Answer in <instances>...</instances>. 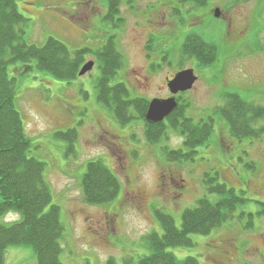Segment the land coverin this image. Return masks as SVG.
<instances>
[{"label":"rangeland","instance_id":"obj_1","mask_svg":"<svg viewBox=\"0 0 264 264\" xmlns=\"http://www.w3.org/2000/svg\"><path fill=\"white\" fill-rule=\"evenodd\" d=\"M15 1L25 18L20 28L29 44L40 46L55 37L71 50H96L115 36L125 63L111 84L126 83L132 96L149 100L172 96L165 87L166 75L194 68L197 82L179 94L190 101L186 115L195 121L213 119V136L197 148L195 161L170 162L164 149L184 148L183 139L169 131L167 140L153 145L146 140L141 122L119 124L97 100L98 63L71 81L40 71L34 63L26 64L32 65L29 68L22 62L11 64L16 107L33 140L30 155L46 163L52 204L61 208V260L66 264H110L113 259V264H121L125 257L138 260L150 254L144 237L153 231L162 233L155 212L170 214L180 227L185 209L205 195L215 199L207 193L203 177L218 171L221 182L247 199L239 207L238 217L208 235H191L192 247L169 250L180 259L193 256L201 264H264V218L257 215L259 202L264 201V136L232 137L225 119L215 111L224 104L227 92L264 106V0H209L195 19L185 23L177 22L173 4L153 9L150 6L162 0L126 1L119 16L122 26L117 19L115 24L105 19V0ZM229 3L234 4L225 9ZM216 8L224 12V21L214 18ZM188 24L193 30L204 26L207 40L218 45V60L200 66L195 60H179L171 52L168 64L150 74L145 57L149 31L155 30L156 61L162 63L161 56L171 51L165 45L171 47L175 42L180 48ZM169 28L180 33V38L175 40ZM91 59L87 57V61ZM145 75L150 76L148 81ZM261 121L259 125L264 119ZM69 128H77L78 136L75 150L68 153V141L55 133ZM91 159L103 160L121 181V191L110 203L91 205L84 200L82 176ZM242 211L255 214L253 228H248V217L239 218ZM20 217L10 213L0 222L11 223ZM4 264H37L33 246H10Z\"/></svg>","mask_w":264,"mask_h":264},{"label":"trees","instance_id":"obj_2","mask_svg":"<svg viewBox=\"0 0 264 264\" xmlns=\"http://www.w3.org/2000/svg\"><path fill=\"white\" fill-rule=\"evenodd\" d=\"M131 0H105V19L115 24L122 23L121 5ZM180 5H192L199 11L209 0H178ZM234 3H229V9ZM175 15L181 13L174 9ZM213 13V12H212ZM25 21L15 0H0V219L10 213L20 214V219L11 223L0 222V264H4L7 249L13 245H32L37 256V264H66L61 260V239L64 226L61 222V208L52 204L51 187L46 179L45 162L30 155L33 140L27 134L22 115L16 107V77L9 73V66L22 62L29 68L34 63L36 69L46 71L57 79L71 81L77 79L87 57L92 56L98 63L101 76L97 83V100L107 107L117 122L127 125L137 120L144 126L146 140L157 144L168 139L173 131L183 139L184 148L166 147L164 155L170 162L195 161L197 148L206 145L214 133L213 119L195 121L186 115L190 101L178 96V107L163 122L150 123L146 120L150 100L132 96L126 83H112L118 71L124 66V56L118 48L115 36L96 50L79 48L71 50L66 43L49 37L43 45L29 44L23 38L20 28ZM186 21L182 20V23ZM207 33H191L182 45L181 57H195L200 66L214 64L218 58V45L206 38ZM154 50V47H153ZM156 51V50H154ZM182 60V59H180ZM153 69L161 68L153 65ZM185 93V92H184ZM224 104L215 110L226 121L232 137L261 139L264 136V106L250 102L239 93L223 94ZM262 122V121H261ZM55 136L67 140L68 153L76 147L77 128L58 131ZM207 193L194 207L182 214L180 227L170 214L156 211L162 233L153 231L144 238L151 253L136 260L125 257L121 264H201L193 256L178 258L170 248L192 247L193 234L208 235L236 217L240 206L247 199L235 188L221 182L218 171L206 172L203 177ZM82 191L85 202L91 205L110 203L119 195L122 184L115 172L101 159L87 162L82 176ZM257 215L264 218V201L259 202ZM254 213L242 211L239 218H249L248 228L254 226ZM113 264V259L109 260Z\"/></svg>","mask_w":264,"mask_h":264},{"label":"flooded vegetation","instance_id":"obj_3","mask_svg":"<svg viewBox=\"0 0 264 264\" xmlns=\"http://www.w3.org/2000/svg\"><path fill=\"white\" fill-rule=\"evenodd\" d=\"M134 1L133 0H131V3H133ZM173 4V5H175L173 8L174 9H176V10H178V12H180L181 13V18H179V17H177L178 18V20H177V22L179 21V22H181L182 23V20L184 21H186V20H189V22H190V18H193V19H195L196 17H197V14H198V11H195V10H193V9H188L187 7V5H180L179 3H178V0H162V2L160 3V4H158V5H151L150 7H153V9H155L156 7H159V6H161L162 4ZM131 7H133L134 8V6L131 4ZM212 14H214V13H212ZM199 15H200V13H199ZM202 16V15H201ZM214 18L215 19H218L219 21H224L225 20V14H224V12L221 14V16L220 17H216L215 16V14H214ZM121 24V26H122V24L123 23H120ZM226 25H227V27H232V25H231V23H226ZM200 30H193V28L188 24L187 25V27H186V30L184 31V34H185V37L186 36H188V35H190L192 32L193 33H202L203 32V34H204V32H206V31H204V26L203 25H201V27L199 28ZM168 30V32L169 33H171V34H174V36H173V38L176 40L177 38L179 39L180 38V36H179V34L180 33H175V30H172V29H167ZM155 30L153 29V30H151V31H149V33H148V36L146 37V43H145V51H146V61L148 62V67H149V69H150V74H152V73H154L156 70H158V68H155V69H153V65H160L161 66V68L163 67V63H166V64H168L167 62H166V59H168L169 58V55L171 54V52H172V54L174 55V53H175V55L179 58V60L180 59H182V60H196V58L195 57H191V59H190V57H181L182 55H181V50L183 49V45H181V47L179 48V46H177V44L174 42L173 44H170L171 45V47H169V46H166L165 45V47L166 48H168V49H170L171 51H165V54L163 55V56H161V58H162V63L160 62V63H158L157 61H156V57H157V54H158V52H157V48H156V40H155V37H154V35H155V32H154ZM172 38V39H173ZM171 39V40H172ZM185 39V38H184ZM153 47H154V50H156V51H154L153 50ZM173 50H174V52H173ZM93 60V59H92ZM178 60V61H179ZM169 65H171V63H169ZM192 69H194V68H192ZM183 70V69H182ZM181 71V70H180ZM194 71H195V74L198 76V74H197V72H196V70L194 69ZM179 72V71H178ZM177 72H175V73H169V74H167L166 75V89H167V87H168V83H169V81L171 80V79H173V77L175 76V74H176ZM144 77V80H146V81H148V79H149V75H145V76H143ZM169 88V87H168ZM170 90V89H169ZM179 94L180 93H178L176 96H177V98H178V96H179ZM171 96V95H170ZM170 96H165V98H163V99H166V98H168V97H170ZM151 101V100H150Z\"/></svg>","mask_w":264,"mask_h":264},{"label":"water","instance_id":"obj_4","mask_svg":"<svg viewBox=\"0 0 264 264\" xmlns=\"http://www.w3.org/2000/svg\"><path fill=\"white\" fill-rule=\"evenodd\" d=\"M220 15L221 10L216 8L215 16L219 17ZM94 65L95 62L93 60L88 61L82 66L79 75H85L93 69ZM197 80L198 76L195 74V71L192 68L177 72L173 79H171L168 83V87L172 96L166 99H152L146 114V120L150 123L163 122L178 107L176 95L180 92L191 90Z\"/></svg>","mask_w":264,"mask_h":264}]
</instances>
